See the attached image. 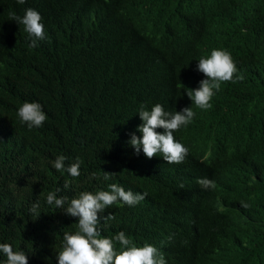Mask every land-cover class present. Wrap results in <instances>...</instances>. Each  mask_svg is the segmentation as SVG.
<instances>
[{"label": "trees", "instance_id": "obj_1", "mask_svg": "<svg viewBox=\"0 0 264 264\" xmlns=\"http://www.w3.org/2000/svg\"><path fill=\"white\" fill-rule=\"evenodd\" d=\"M27 8L45 27L35 48L9 15ZM213 49L230 52L244 78L223 82L201 110L185 89L206 78L198 60ZM24 102L43 106L42 127L21 123ZM157 103L196 113L174 133L189 149L181 164L128 143L133 132L142 137L140 105ZM59 155L79 158L81 175L57 171ZM93 172L99 180L88 179ZM104 172L116 175L104 181ZM65 181L69 198L111 183L147 192L134 207L100 213L115 217L102 235L124 231L168 264H264V0H0V243L25 251L29 264H58L63 233L77 230L78 217L46 202ZM37 199L39 217L30 213Z\"/></svg>", "mask_w": 264, "mask_h": 264}, {"label": "clouds", "instance_id": "obj_2", "mask_svg": "<svg viewBox=\"0 0 264 264\" xmlns=\"http://www.w3.org/2000/svg\"><path fill=\"white\" fill-rule=\"evenodd\" d=\"M27 0H17L18 4H25ZM10 19L20 26L31 37L30 48L38 47L37 41L46 38L44 24L41 14L33 9L27 8L22 16L11 12ZM197 71L204 74L205 79L199 82L196 89H185L187 96L193 101V105L201 110L212 107L211 100L220 90L223 82L243 80V75H237L238 68L230 52L223 49H213L207 57L198 60ZM184 107L180 111H166L163 105L157 103L150 110L145 104L138 109L142 121L135 132L130 134L129 145L139 155L141 149L144 155L152 159L161 155L168 164H181L189 154V149L175 139L174 133L182 127H187L194 119L196 113L193 107ZM18 117L22 124L29 129L39 128L48 119L43 106L39 102H24L19 107ZM157 129H163L158 132ZM217 141L213 142L216 144ZM212 149V148H210ZM68 158L64 155L57 156L51 163L60 172H67L71 177L81 175V164L79 158L75 162L67 163ZM115 173L104 172L103 180L108 181ZM89 180H99L97 173L93 172ZM197 183L202 189L215 190L216 183L209 178H201ZM184 187L183 184L180 186ZM71 188V184L65 181L63 188H57L47 194L46 202L62 209L70 217H78L77 230L74 233H63V248L58 253V264H168L165 254L156 246L145 243L137 246L133 240L124 232L120 231L112 237L102 235L107 222L115 217L112 214L100 216L113 204H124L130 207L138 205L149 195L147 192H133L125 190L119 184L111 183L109 190L97 192L81 191L75 197L69 198L61 195L62 191ZM241 207H250L246 201H241ZM67 205V206H66ZM30 213L39 217L40 203L37 199L31 204ZM171 239V237H169ZM117 244L120 246L117 249ZM0 253L7 257L4 264H29L28 256L23 250H14L9 243H0Z\"/></svg>", "mask_w": 264, "mask_h": 264}, {"label": "bare ground", "instance_id": "obj_3", "mask_svg": "<svg viewBox=\"0 0 264 264\" xmlns=\"http://www.w3.org/2000/svg\"><path fill=\"white\" fill-rule=\"evenodd\" d=\"M207 157H209V156H207Z\"/></svg>", "mask_w": 264, "mask_h": 264}]
</instances>
